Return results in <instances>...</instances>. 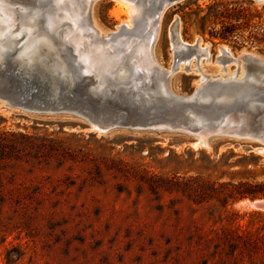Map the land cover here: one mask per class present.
I'll return each mask as SVG.
<instances>
[{
	"label": "rangeland",
	"instance_id": "rangeland-1",
	"mask_svg": "<svg viewBox=\"0 0 264 264\" xmlns=\"http://www.w3.org/2000/svg\"><path fill=\"white\" fill-rule=\"evenodd\" d=\"M19 1L10 7L17 16L8 37L11 53L28 40L29 19L35 20L30 39L45 35L54 52L71 49L62 40L70 29L63 17L68 0ZM71 1L82 28L110 35L108 42L149 41L156 27V69L170 70L176 61L181 69L193 56L190 72L166 76L175 94L189 95L197 86L196 59L203 53L196 44L210 57L199 60L204 75H224L215 62L220 47L233 58L251 55L247 63L264 69V3L182 0L156 19L163 0H131L134 22L118 33L129 20L119 2ZM49 15L61 20L60 32L47 29ZM129 56L125 67L133 61ZM236 68L228 63L226 73ZM130 78L140 86L137 99L157 107L155 115L191 121L179 107L153 104L154 70L139 69ZM215 106L195 110L215 119ZM194 143L173 131L96 134L70 113L0 103V264H264V210L242 205L264 200V156L250 150L260 144L223 135L209 136L205 147Z\"/></svg>",
	"mask_w": 264,
	"mask_h": 264
},
{
	"label": "water",
	"instance_id": "water-1",
	"mask_svg": "<svg viewBox=\"0 0 264 264\" xmlns=\"http://www.w3.org/2000/svg\"><path fill=\"white\" fill-rule=\"evenodd\" d=\"M180 1L163 0L156 14ZM117 29L121 33L125 26ZM115 33L111 34L112 38L118 35ZM42 46L30 62L16 51L11 53L8 47L0 50V103L6 108L32 113H70L85 120L88 130L96 128L104 134L115 129L173 131L192 136L196 143L197 136L206 129L209 136L223 135L260 144L250 150L264 146V78L259 83L238 87L234 81L217 84L199 77L194 91L182 96L171 94L166 83V76L177 71L180 62L176 61L167 71L153 67L149 70H154L157 80L153 104L179 107L191 120L173 121L155 115V105L147 108L137 99L140 86L130 77L139 69L134 71L131 63L124 66L128 73L123 80H118L114 71L104 73L101 80L95 73L84 71L67 46L63 47L68 49L66 53L54 52L51 45ZM245 57L252 58L246 54ZM212 103L217 108L215 119L195 110ZM251 204L254 209H264L262 200Z\"/></svg>",
	"mask_w": 264,
	"mask_h": 264
},
{
	"label": "bare ground",
	"instance_id": "bare-ground-1",
	"mask_svg": "<svg viewBox=\"0 0 264 264\" xmlns=\"http://www.w3.org/2000/svg\"><path fill=\"white\" fill-rule=\"evenodd\" d=\"M90 1L91 0H86L83 2H86V5H88V2L90 3ZM93 1L95 0H92L91 2ZM116 1L119 2L121 5H123L124 6L123 8H125L126 10V14L129 20L127 19L128 20L127 22L122 23L120 25H124L127 27L130 24H132V22H134L136 10H137L136 5L131 0H115V2ZM257 1L264 2V0H257ZM15 2L20 3L19 0H0V38H1L0 39V50H4L6 47L10 46V43L8 42V37L11 34V30L15 26L14 22L17 18L14 10H12L10 7ZM67 2L68 4H70V7H68V9L64 8L63 17L65 20L69 22L70 29H69V33H66L65 35L62 36V40L65 41L64 43H68L69 45H71V51L72 53L75 54L76 60L79 61V63H81V65L83 66L84 71L95 73L96 76L101 80H104V77H103L104 73H110V71H114V73H116V78L118 80H123L126 77V74L128 73V71L124 68L122 64V60L127 52L131 54L129 58L133 59V61L131 62V66L133 65L134 71L135 69L138 68L140 70H145L147 72L155 66V63L151 56V46L153 43L154 34L156 32V27H151V24L148 23L149 24L148 26L151 27L150 28L151 38L149 39V41H146V38H145L146 42L142 40L143 42H139L135 45H133L132 41L127 42V43L126 42L125 43L108 42L106 41L107 35L105 37H102V36L96 37V32L92 28H90L89 30H88L89 27L85 29L86 25H83L84 27L82 28V26L79 24L80 22L79 16L81 15V12L78 10L77 7L75 8V6L73 5L74 2H72L71 0H68ZM80 5H76V6H80ZM83 5L84 4L82 3V5L80 6V10L82 9L81 7ZM59 6H62L61 3H59L57 7ZM162 12H163V9H161L158 12V15H157L158 19ZM47 14L48 13H46V16ZM143 14L141 16H143ZM144 17L145 16H143L142 18ZM27 18L29 19V17ZM83 18L84 17L82 16L81 19ZM29 21H31L32 24L28 26V29L26 31L28 35V40H26L23 43L20 51L18 52L19 55H23L25 57L26 62L31 61V59L37 54L38 50L43 47L42 45L44 46L52 45L51 41H49V39L45 35H41L38 38L30 39L33 33L31 29L34 28L35 20L29 19ZM60 21H61L60 19L50 16L49 19L47 20V23L45 22L47 25V29H49L50 31H53L55 29L56 32H60L58 31V27L61 24ZM175 27L176 25L174 24L173 28ZM173 38H174V42H180L177 39L176 35H173ZM197 49L203 53L201 56L204 55L206 58V61L210 59L205 48H200L198 45ZM66 51H68L67 48L62 49L63 53H66ZM201 56L199 57V59H196V71L195 72L199 74V77L202 80H206V82L224 84L229 81H234L235 82L234 84H236V86L239 87V86H244V85L246 86L248 83L251 84V82L259 83L264 78V69L261 67L262 65L261 63H260V66L257 64L249 65L247 61L245 60L244 54H241L237 58H233L230 56L227 49L224 47L219 48V55L217 56L215 60L217 64H222V72H224V75L223 76L204 75L203 73H201L200 68H199V60ZM192 57L182 61L183 68L180 69V64H178L177 71L178 70L185 71L186 69V72H190L189 64H190V60ZM228 63H234L237 66L236 70L233 71L231 74L226 73V67L228 66ZM167 89L170 91L171 94L173 95L175 94L169 89L168 83H167ZM192 118L196 119L199 124L202 123V121H200L198 118H195V117H192ZM91 131L95 132L96 134H104V132H101L100 130L96 128L91 129ZM209 135L210 133L206 129H203V132L197 136L196 143L192 144V146L193 147L207 146V138L209 137ZM253 151L264 156V146L254 148ZM242 205L247 206L248 208H254L251 202L249 201L242 203ZM261 210H264V209H261Z\"/></svg>",
	"mask_w": 264,
	"mask_h": 264
}]
</instances>
